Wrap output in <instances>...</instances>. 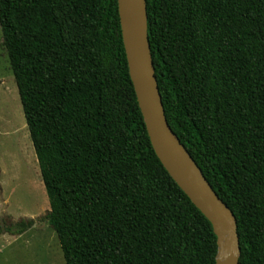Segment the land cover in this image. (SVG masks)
Here are the masks:
<instances>
[{
	"label": "trees",
	"instance_id": "trees-1",
	"mask_svg": "<svg viewBox=\"0 0 264 264\" xmlns=\"http://www.w3.org/2000/svg\"><path fill=\"white\" fill-rule=\"evenodd\" d=\"M147 11L168 121L234 212L240 264H264V0ZM0 25L66 264H217L211 221L153 148L118 0H0ZM8 218L0 234L35 224Z\"/></svg>",
	"mask_w": 264,
	"mask_h": 264
},
{
	"label": "rangeland",
	"instance_id": "rangeland-1",
	"mask_svg": "<svg viewBox=\"0 0 264 264\" xmlns=\"http://www.w3.org/2000/svg\"><path fill=\"white\" fill-rule=\"evenodd\" d=\"M0 25V219L34 218L22 234H0V264H66Z\"/></svg>",
	"mask_w": 264,
	"mask_h": 264
},
{
	"label": "water",
	"instance_id": "water-1",
	"mask_svg": "<svg viewBox=\"0 0 264 264\" xmlns=\"http://www.w3.org/2000/svg\"><path fill=\"white\" fill-rule=\"evenodd\" d=\"M118 8L129 71L153 148L173 179L211 221L218 238V253L227 254L224 260L217 257L216 263L240 264L234 212L168 121L149 40L147 0H118Z\"/></svg>",
	"mask_w": 264,
	"mask_h": 264
},
{
	"label": "bare ground",
	"instance_id": "bare-ground-1",
	"mask_svg": "<svg viewBox=\"0 0 264 264\" xmlns=\"http://www.w3.org/2000/svg\"><path fill=\"white\" fill-rule=\"evenodd\" d=\"M227 254L224 251H220L217 255L218 259L224 260L226 258Z\"/></svg>",
	"mask_w": 264,
	"mask_h": 264
}]
</instances>
